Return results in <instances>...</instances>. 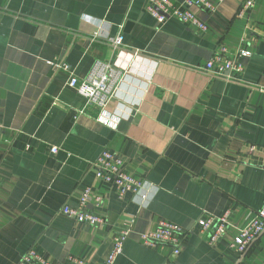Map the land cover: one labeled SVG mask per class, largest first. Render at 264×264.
I'll list each match as a JSON object with an SVG mask.
<instances>
[{
    "label": "crops",
    "instance_id": "1",
    "mask_svg": "<svg viewBox=\"0 0 264 264\" xmlns=\"http://www.w3.org/2000/svg\"><path fill=\"white\" fill-rule=\"evenodd\" d=\"M242 1L193 8L202 32L159 25L147 0H0V264L29 248L50 264H103L131 221L114 264H264V231L244 254L231 247L264 198V0L240 17ZM221 48L243 65L230 80L198 69ZM97 66L116 75L112 126L68 86ZM104 150L147 183L145 199L95 178ZM87 188L101 199L87 210L105 215L102 228L62 213ZM225 213L230 227L208 244L198 221ZM160 220L186 232L178 255L140 242Z\"/></svg>",
    "mask_w": 264,
    "mask_h": 264
},
{
    "label": "built area",
    "instance_id": "2",
    "mask_svg": "<svg viewBox=\"0 0 264 264\" xmlns=\"http://www.w3.org/2000/svg\"><path fill=\"white\" fill-rule=\"evenodd\" d=\"M223 0H183L174 2L173 0H147L146 11L156 20L159 25L164 24L170 19H176L179 22L196 28L202 32L208 30V26L193 11V8L201 9L208 14L213 13ZM255 0H243L238 10V16H245L250 13L254 7ZM109 44L113 48L121 46V38L115 36L108 38ZM226 49L221 48L216 52L204 66L198 68L209 76L232 79V76L240 74L243 71V65L233 57L227 56ZM238 57H249L250 52L247 50H238ZM54 66L56 70L65 68L62 64L48 63ZM116 75L109 66H97L90 76L84 80H78L71 77L68 80V86L77 90L90 105L93 104L101 109L98 120L102 123L112 126L109 119L120 117L118 114L109 115L106 107L111 98L114 96V84ZM110 116V117H109ZM112 116V117H111ZM3 126L0 123V135ZM51 151L56 152V148ZM94 176L98 180L112 184L118 191L120 198L126 193L140 194L145 199L146 182L136 179L122 172V159L119 155L104 150L94 162ZM101 199L93 195L91 189H85L79 198L77 207L72 208L65 206L62 209L63 215L75 220L78 223L88 225L93 228H102L106 223V217L102 213H93L87 210L88 204L99 207ZM133 221L126 224V228L112 237V250L104 260L103 264H114L116 259L123 251V245L131 232ZM200 234L204 235L207 243L212 245L230 227L227 213L220 217L203 218L198 221ZM264 231V198L262 207L254 217L243 227L236 229V235L231 244L232 249L238 254H244L250 244ZM186 235L178 226L170 222L160 220L155 229L148 230L140 234V242L148 248L170 247L175 255L179 254L182 238ZM70 263L82 264L81 260L75 258L69 259ZM17 264H50L42 258L34 248H29L20 258Z\"/></svg>",
    "mask_w": 264,
    "mask_h": 264
}]
</instances>
